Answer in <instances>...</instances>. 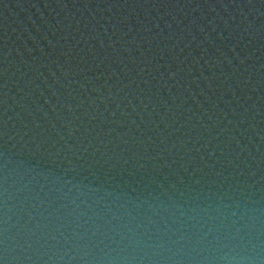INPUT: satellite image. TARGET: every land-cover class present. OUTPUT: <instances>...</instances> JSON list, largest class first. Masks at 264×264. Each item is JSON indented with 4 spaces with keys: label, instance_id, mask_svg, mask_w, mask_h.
I'll list each match as a JSON object with an SVG mask.
<instances>
[{
    "label": "water",
    "instance_id": "1",
    "mask_svg": "<svg viewBox=\"0 0 264 264\" xmlns=\"http://www.w3.org/2000/svg\"><path fill=\"white\" fill-rule=\"evenodd\" d=\"M0 264H264V0H0Z\"/></svg>",
    "mask_w": 264,
    "mask_h": 264
}]
</instances>
